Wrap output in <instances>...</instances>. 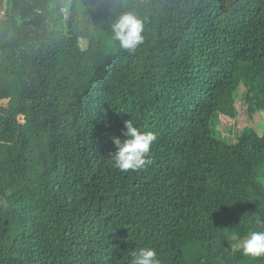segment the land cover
I'll return each mask as SVG.
<instances>
[{
    "label": "trees",
    "instance_id": "trees-1",
    "mask_svg": "<svg viewBox=\"0 0 264 264\" xmlns=\"http://www.w3.org/2000/svg\"><path fill=\"white\" fill-rule=\"evenodd\" d=\"M125 11L145 23L131 53L111 39ZM0 16V264H134L143 247L264 264L235 248L264 231V131L216 135L241 92L264 110V0H0ZM129 119L157 139L122 172Z\"/></svg>",
    "mask_w": 264,
    "mask_h": 264
},
{
    "label": "clouds",
    "instance_id": "clouds-1",
    "mask_svg": "<svg viewBox=\"0 0 264 264\" xmlns=\"http://www.w3.org/2000/svg\"><path fill=\"white\" fill-rule=\"evenodd\" d=\"M111 23V39L118 42L121 49L134 52L145 40L144 21L133 11H125ZM157 136L153 132H141L134 122L124 121L122 137H114L115 152L112 153L113 167L122 171H138L145 168L151 161L148 159L151 146ZM235 239V237H234ZM244 256L253 258L264 257V231H252L235 245ZM134 264H160L157 253L149 247L134 252Z\"/></svg>",
    "mask_w": 264,
    "mask_h": 264
},
{
    "label": "rangeland",
    "instance_id": "rangeland-1",
    "mask_svg": "<svg viewBox=\"0 0 264 264\" xmlns=\"http://www.w3.org/2000/svg\"><path fill=\"white\" fill-rule=\"evenodd\" d=\"M1 18V16H0ZM83 48L87 47V41L81 40ZM244 93H240L237 101L238 115L235 118L221 116L216 125V135L228 142H235L237 134L245 127L254 128L259 133L264 131V110H259L250 115L248 103L244 100Z\"/></svg>",
    "mask_w": 264,
    "mask_h": 264
}]
</instances>
